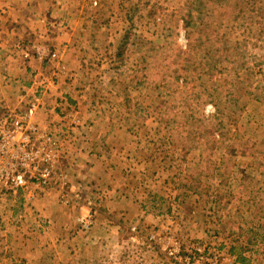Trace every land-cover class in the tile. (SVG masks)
<instances>
[{"label": "rangeland", "instance_id": "obj_1", "mask_svg": "<svg viewBox=\"0 0 264 264\" xmlns=\"http://www.w3.org/2000/svg\"><path fill=\"white\" fill-rule=\"evenodd\" d=\"M75 1L93 49L64 59L34 44L42 64L22 67L20 104L5 109L20 117L38 100L34 123L53 136L55 185L2 193L0 264H177L163 250L168 242L264 264V48L251 36L256 25L245 32L259 0H224L220 26L184 8L208 9L207 0ZM237 74L252 87H231ZM54 87H64L61 97L51 96ZM213 116L220 130L206 128ZM237 137L262 154L241 156ZM52 198V208L65 202L74 211L76 240L39 216V201ZM116 228L132 238L112 249ZM243 250L247 261L237 259Z\"/></svg>", "mask_w": 264, "mask_h": 264}, {"label": "crops", "instance_id": "obj_2", "mask_svg": "<svg viewBox=\"0 0 264 264\" xmlns=\"http://www.w3.org/2000/svg\"><path fill=\"white\" fill-rule=\"evenodd\" d=\"M85 13L83 7H77L75 0H0V112L16 108L20 104L16 88L22 81L18 78L19 74H25L23 68H27L26 71L29 72V69L42 64L33 50L34 44L53 46L63 54L64 59H74L83 56L86 51L91 52L86 46H91L92 41L89 39L90 30L87 28ZM91 48L93 49L92 46ZM71 62L73 61H69ZM54 88L51 96L61 97L64 87ZM52 104L55 103L51 100L47 106ZM44 108L45 105L40 109L42 115ZM50 113L48 110L44 115ZM85 152L92 154L90 151ZM90 172L93 174V171ZM52 202L53 198L50 202L49 199L39 201V216L49 219L52 223L51 229L60 232L59 235H63L64 240L69 237L76 240V230L72 231L75 229L74 211L71 214V209L63 205L65 202L58 208H52ZM93 223L92 228L95 229L97 220ZM46 228H42L37 236L43 242L46 238ZM111 230L112 233L107 235L109 248L119 247L132 238L122 229ZM24 234L29 237L31 233ZM62 242L63 240L60 243Z\"/></svg>", "mask_w": 264, "mask_h": 264}, {"label": "built area", "instance_id": "obj_3", "mask_svg": "<svg viewBox=\"0 0 264 264\" xmlns=\"http://www.w3.org/2000/svg\"><path fill=\"white\" fill-rule=\"evenodd\" d=\"M38 106V100L33 101L20 117L12 112H0V199L10 187L30 192L31 185H55L50 180L55 168V143L50 133L34 123ZM80 224L86 230L90 227L87 217L80 219ZM153 239L154 235L150 237ZM163 250L177 264H236L235 258L225 260L200 246L185 253L180 244L168 242Z\"/></svg>", "mask_w": 264, "mask_h": 264}, {"label": "trees", "instance_id": "obj_4", "mask_svg": "<svg viewBox=\"0 0 264 264\" xmlns=\"http://www.w3.org/2000/svg\"><path fill=\"white\" fill-rule=\"evenodd\" d=\"M208 2L214 4L212 5L210 8L206 9V4L201 2L199 3V7H194L193 6V1L188 4L186 7H184L186 10H192L194 9L195 12L190 14L189 17L190 19L193 17L195 18L197 21H204L203 16L204 15H208V16H217V19L219 20L217 22V24H219V26L222 24V18L226 17V9L222 8V4L224 2V0H207ZM200 7H202L200 9ZM252 14V16L248 19L247 24H246V28H245V32L248 30L249 32H252L253 29V25H256V31L251 35L253 39H255L258 43H260L263 48H264V1L263 0H259V5L256 7V5H252L251 7H249L248 10V14ZM195 14V15H194ZM231 21L233 22L234 19H231ZM213 24V23H212ZM130 34L131 31L127 30L126 33H124V35L122 36V43L121 46L118 48L117 50V55L119 57H121L122 59H124V55H125V50L128 47V45L130 44ZM117 61H114V63H116ZM248 74H250L251 76H255L257 77L258 72H254V71H250ZM242 75L244 74H237L234 76V82L231 83V87H235L236 84H241L243 86H245L246 88H251L252 87V83L250 82L251 78L244 80L242 79ZM260 75L264 76V73H261ZM260 87H257V90H259ZM234 92V91H231ZM249 94H252V91H247ZM209 98V97H208ZM210 102H213L214 104H216L215 99H211L210 97ZM214 117V116H213ZM215 121L209 120L206 123V128H213L215 130H220L222 128V123L218 122V117H214ZM215 122V123H214ZM236 140L238 141V149H239V154L241 156H251L252 158H254V154H262L259 151H256V145L255 143H253L251 140L249 139H245L242 140L241 137H237ZM245 250H243L240 255L239 258L237 257L238 255H235L237 257V259L241 260V261H247L245 257H243L242 253Z\"/></svg>", "mask_w": 264, "mask_h": 264}]
</instances>
